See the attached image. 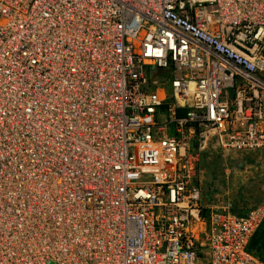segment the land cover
<instances>
[{"label": "built area", "instance_id": "2783aa9c", "mask_svg": "<svg viewBox=\"0 0 264 264\" xmlns=\"http://www.w3.org/2000/svg\"><path fill=\"white\" fill-rule=\"evenodd\" d=\"M213 150L264 163V0H0V264H264Z\"/></svg>", "mask_w": 264, "mask_h": 264}, {"label": "rangeland", "instance_id": "374dc122", "mask_svg": "<svg viewBox=\"0 0 264 264\" xmlns=\"http://www.w3.org/2000/svg\"><path fill=\"white\" fill-rule=\"evenodd\" d=\"M165 89L170 92L169 85L165 86ZM166 113L164 112L162 116L164 117ZM256 156L235 154L224 157L220 152L213 150L201 157V178L198 184L207 194L216 200L222 199L234 210H250L260 204L264 182L261 176L262 165L259 162L262 157L261 155ZM205 163L209 166H213V164L215 166L205 168ZM209 169L214 170V174ZM252 172H254L255 177L251 175ZM249 177L254 179L251 180L254 190L250 195L244 196L241 194V190L237 189V186L242 183H250ZM207 199L209 204L214 202L212 198L208 197ZM255 240L258 243V250L260 249L259 252L264 258V225L258 231Z\"/></svg>", "mask_w": 264, "mask_h": 264}, {"label": "bare ground", "instance_id": "6f19581e", "mask_svg": "<svg viewBox=\"0 0 264 264\" xmlns=\"http://www.w3.org/2000/svg\"><path fill=\"white\" fill-rule=\"evenodd\" d=\"M198 97H200V96H197V98ZM196 98V99H197ZM194 103H195V101H194ZM16 127H18L19 126V124H21V125H24V131H26V132H30L29 133V136L30 137H32L34 140L32 141L35 145H36V147H39V146H41L40 148H45V147H49V145L50 144H52V143H57L58 141H59V138L57 137L56 139L54 138V140H53V138H50L47 134H45V133H43V135L42 134H40L39 133V131L38 130H35L36 128H38V127H40V129H42L43 130V127L41 128V123H40V121L38 120V122H32V121H30V127H29V119L22 113V114H20L18 117H16ZM51 130V129H50ZM41 132V131H40ZM92 135L93 136H95L96 135V133H92ZM93 136L91 137V141H94L93 140ZM65 138H67V137H64V143L62 144V145H65V147L61 150V154H62V156L65 158V159H67L68 160V162H73L76 158L72 155V152L74 153V155H76L77 153H80L81 152V150L80 149H77V148H83V146L85 145V142L84 141H82V140H78V142H77V148H74L73 150H72V152H71V149H70V147H69V143H70V141L69 142H66V139ZM75 139V138H74ZM73 139V140H74ZM72 140V141H73ZM126 140H128V137H126V139H124L123 141H126ZM130 140V139H129ZM92 143H94V142H92ZM65 151H69V153L67 154ZM94 151H95V149H94ZM155 153V152H154ZM154 153H153V151H150V152H148L147 153V155L148 156H151L152 154L154 155ZM95 154H96V151H95ZM22 155L24 156L25 155V153H22ZM253 155H255V154H253ZM50 156V155H49ZM48 156V157H49ZM60 169L61 170H64V166H62V167H60ZM54 171V170H53ZM60 173H58L57 174V176L59 175ZM205 189V188H204ZM16 219V216H14L13 218H12V221L13 220H15ZM42 234H43V236H46V235H48V229L46 228V227H44L43 229H42ZM0 240H2V241H5V242H8L9 241V237L8 236H6V235H0ZM35 245V244H34ZM29 249H33L32 251H37V249L39 248V247H36V245L35 246H31V247H29V245H26ZM86 252V251H85ZM35 254H36V252H35ZM68 259L71 261V260H73V256H70V257H68Z\"/></svg>", "mask_w": 264, "mask_h": 264}, {"label": "crops", "instance_id": "0c3cea01", "mask_svg": "<svg viewBox=\"0 0 264 264\" xmlns=\"http://www.w3.org/2000/svg\"><path fill=\"white\" fill-rule=\"evenodd\" d=\"M253 157H257V156H255V155H253ZM259 162L261 163V165H262V179H263V181H264V167H263V160H259ZM215 165L213 164V166H209L207 163H205V168H207V167H214ZM213 174H214V170H211V169H209ZM211 174V173H210ZM208 175V174H207ZM251 175L253 176V177H255V174H254V172H252L251 173ZM251 180H254V179H252V177H249V182L250 183H242V184H240V185H238L237 186V189L238 190H241V194H243L244 196H248V195H250V193H252V191L254 190V185L252 184V182H251ZM243 187V188H242ZM263 190H264V182H263V186H262V195H263ZM261 198H262V196H261ZM235 212L237 213V214H245V213H247L248 212V210H246V211H244V210H239V211H237V209H235Z\"/></svg>", "mask_w": 264, "mask_h": 264}, {"label": "trees", "instance_id": "16d2710c", "mask_svg": "<svg viewBox=\"0 0 264 264\" xmlns=\"http://www.w3.org/2000/svg\"><path fill=\"white\" fill-rule=\"evenodd\" d=\"M263 225H264V223L262 224V226ZM261 227H260V229H261ZM257 233L255 234L254 238L251 241V244H250V247H249V251L254 253L259 259H261L264 262V258L261 256V254L259 252L260 249L258 250V243H256V240H255Z\"/></svg>", "mask_w": 264, "mask_h": 264}]
</instances>
